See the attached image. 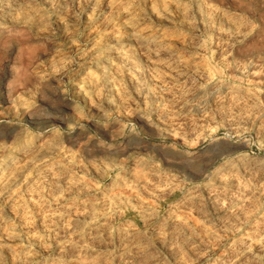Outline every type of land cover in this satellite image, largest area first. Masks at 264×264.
Returning <instances> with one entry per match:
<instances>
[{"label": "rangeland", "instance_id": "obj_1", "mask_svg": "<svg viewBox=\"0 0 264 264\" xmlns=\"http://www.w3.org/2000/svg\"><path fill=\"white\" fill-rule=\"evenodd\" d=\"M0 184V264H264V0H0Z\"/></svg>", "mask_w": 264, "mask_h": 264}, {"label": "bare ground", "instance_id": "obj_2", "mask_svg": "<svg viewBox=\"0 0 264 264\" xmlns=\"http://www.w3.org/2000/svg\"><path fill=\"white\" fill-rule=\"evenodd\" d=\"M123 24H125V23H123ZM135 25H136V24H135ZM137 25H138V24H137ZM157 27H158V26H157ZM129 29H130V28H129ZM130 30H132V29H130ZM163 31H164V30H163ZM160 33H161V32H160ZM150 34H151V33H150ZM154 34H155V33H154ZM130 36H131V35H130ZM143 36H144V35H143ZM147 37H148V36H147ZM134 38H135V37H134ZM135 39H136V38H135ZM126 40H127V39H126ZM136 42H137V41H136ZM138 44H139V43H138ZM126 45H127V44H126ZM124 46H125V45H124ZM136 46H137V45H136ZM151 46H152V45H151ZM118 47H119V46H118ZM135 48H136V47H135ZM145 48H146V47H145ZM129 49H130V48H129ZM136 49H137V48H136ZM138 49H139V48H138ZM138 49H137V50H138ZM143 49H144V48H143ZM151 49H152V48H151ZM140 50L142 51L141 48H140ZM156 51H157V50H156ZM121 53H122V52H121ZM139 53H140V52H139ZM106 54H107V53H106ZM112 54H113V53H112ZM127 54H128V53H127ZM115 57H116V55H115ZM121 58H123V57H121ZM108 59H109V58H108ZM119 60H120V59H119ZM126 60H127V59H126ZM110 62H111V61H110ZM128 62H129V61H128ZM102 63H103V62H102ZM99 64H100V63H99ZM103 64H104V63H103ZM119 64H120V63H119ZM117 65H118V64H117ZM98 68L101 69L102 66H101V68H100V67H98ZM37 146H38V145H37ZM93 148H94V147H93ZM26 149H28V148H26ZM36 149H37V148H36ZM33 150H34V149H33ZM27 151H28V150H27ZM41 151H42V150H41ZM86 151H87V150H86ZM26 153H27V152H26ZM101 153H102V152H101ZM26 155H27V154H26ZM18 156H19V155H18ZM31 156H32V155H31ZM19 157H20V156H19ZM24 157H25V156H24ZM44 157H45V156H44ZM45 158H46V157H45ZM45 158H44V159H45ZM13 160H14V159H13ZM23 160H24V159H23ZM178 160H179V159H178ZM254 160H255V159H254ZM33 161H35V160H33ZM179 161H180V160H179ZM241 161H242V160H241ZM38 162H39V161H38ZM38 162H37V163H38ZM40 162H41V161H40ZM181 162H183V161H181ZM18 163H19V162H18ZM37 163H36V164H37ZM41 163H42V162H41ZM47 163H48V162H47ZM47 163H46V164H47ZM172 163H173V162H172ZM256 163H257V162H256ZM12 164H13V163H12ZM34 164H35V162H34ZM42 164H43V163H42ZM44 164H45V163H44ZM48 164H49V163H48ZM177 164H179V163H177ZM238 164H239V163H238ZM5 165H6V164H5ZM239 165H240V164H239ZM52 166H53V165H52ZM55 166H56V165H55ZM14 167H15V165H14ZM26 167H27V166H26ZM28 167H29V166H28ZM186 167H187V166H186ZM230 167H231V166H230ZM5 168H6V167H5ZM11 168H12V167H11ZM11 168H10V169H11ZM51 168H52V167H51ZM53 168H54V167H53ZM111 168H112V167H111ZM224 168H225V167H224ZM237 168H238V167H237ZM237 168H236V170H237ZM229 169H230V168H229ZM233 169H234V167H233ZM7 170H8V169H7ZM59 170H60V169H59ZM59 170H58V171H59ZM230 170H231V169H230ZM56 171H57V170H56ZM187 171H188V170H187ZM221 171H222V170H221ZM247 171H248V170H247ZM26 172H27V171H26ZM222 172H223V171H222ZM233 172H234V171H233ZM72 173H73V172H72ZM83 173H84V172H83ZM200 173H201V172H200ZM200 173H199V174H200ZM229 173H230V172H229ZM235 173H236V172H235ZM51 174H53V173H51ZM51 174H50V175H51ZM62 174H63V173H62ZM219 174H220V173H219ZM226 174H227V173H226ZM251 174H252V172H251ZM194 175H195V174H194ZM201 175H202V174H201ZM220 175H221V174H220ZM228 175H229V174H228ZM8 176H9V175H8ZM229 176H230V175H229ZM249 176H250V175H249ZM223 177H224V176H223ZM230 177H231V176H230ZM236 177H237V176H236ZM221 179H222V178H221ZM229 179H230V178H229ZM229 179H228V180H229ZM207 180H208V179H207ZM231 180H232V179H231ZM234 180H235V178H234ZM224 181H225V180H224ZM226 181H227V180H226ZM52 182H53V181H52ZM207 182H208V181H207ZM217 182H218V181H217ZM225 183H226V182H225ZM69 184H70V183H69ZM82 184H83V183H82ZM222 184H223V183H222ZM239 184H240V183H239ZM0 185H1V184H0ZM74 185H75V184H74ZM223 185H225V184H223ZM240 185H241V184H240ZM72 186H73V185H72ZM216 186H217V185H216ZM236 186H237V185H236ZM243 186H244V185H243ZM221 187H222V186H221ZM259 187H260V186H259ZM234 188H235V187H234ZM84 189H85V188H84ZM87 189H88V188H87ZM242 190L244 191V188H243V187H242ZM66 191H67V190H66ZM69 191H71V190H69ZM72 191H73V188H72ZM103 191H104V190H103ZM237 191H238V190H237ZM56 192H57V191H56ZM241 192H242V191H241ZM244 192H246V190H245ZM49 193H50V192H49ZM69 193H70V192H69ZM72 193H73V192H72ZM230 193H231V192H230ZM236 193H237V192H236ZM236 193L234 192V194H236ZM84 194H85V193H84ZM244 194H245V193H244ZM246 194H247V192H246ZM89 195H90V194H89ZM95 195H96V194H95ZM238 195H239V194H238ZM249 195H250V194H249ZM15 196H16V195H15ZM114 196H115V195H114ZM230 196H231V195H230ZM233 196L235 197V195H233ZM112 197H113V195H112ZM236 197H237V196H236ZM239 197H240V195H239ZM47 198H48V197H47ZM229 198H230V197H229ZM231 198H232V197H231ZM241 198H242V196H241ZM249 198H250V197H249ZM51 199H52V198H51ZM106 199H107V198H106ZM109 199H110V198H109ZM190 200H191V199H190ZM198 200H199V199H198ZM219 200H220V199H219ZM223 200H224V199H223ZM223 200H222V202H223ZM228 200H230V199H228ZM233 200H234V199H233ZM235 200H236V198H235ZM103 201H104V200H103ZM116 201H118V200H116ZM79 202H80V201H79ZM100 202H101V201H100ZM69 203H70V201H69ZM103 203H105V202H103ZM116 203H117V202H116ZM53 204H54V203H53ZM64 204H65V203H64ZM101 205H102V203H101ZM101 205H100V207H102ZM105 205H106V204H105ZM108 205H109V204H108ZM221 205H222V204H221ZM224 205H225V204H224ZM53 206H54V205H53ZM57 206H58V205H57ZM129 206H130V205H129ZM227 206H228V205H227ZM58 207H59V206H58ZM88 207H89V206H87V208H88ZM110 207H112V204H111ZM122 207H123V206H122ZM189 207H190V206H189ZM63 209H64V208H63ZM112 209H113V207L111 208V210H112ZM139 209H140V208H139ZM68 210H69V209H68ZM107 210H108V208H107ZM115 210H116V209H115ZM52 211H54V210H52ZM78 211H79V210H78ZM97 211H98V210H97ZM148 211H149V210H148ZM190 211H191V210H190ZM236 211H237V210H236ZM64 212L66 213V212H68V211H64ZM64 212H63V213H64ZM89 212H91V211L89 210ZM229 212H230V211H229ZM118 213H119V211H118ZM141 213H142V212H141ZM180 213H181V212H180ZM227 213H228V212H227ZM48 214H49V213H48ZM69 214H70V212H69ZM81 214H82V213H81ZM86 214H87V213H86ZM86 214H85V215H86ZM183 214H185V213H183ZM66 215H68V214H66ZM74 215H75V214H74ZM83 215H84V213L82 214V216H83ZM146 215H147V214H146ZM49 216H50V215H49ZM63 216H64V215H63ZM86 216H87V215H86ZM88 216H89V215H88ZM98 216H99V215H98ZM108 216H109V215H108ZM111 216H112V215H111ZM148 216H149V215H148ZM58 217H59V216H58ZM66 217H67V216H66ZM52 218H53V217H52ZM52 218H51V219H52ZM61 218H62V217H61ZM110 218H111V217H110ZM56 219H57V218H56ZM86 219H87V218H86ZM183 219H185V218H183ZM108 220H109V219H108ZM147 220H148V219H147ZM191 220H192V219H191ZM50 221H52V220H50ZM61 221H62V220H61ZM61 221H60V222H61ZM65 221H66V219H65ZM100 221H101V220H100ZM102 221H103V220H102ZM106 221H107V220H106ZM111 221H112V220H111ZM142 221H143V220H142ZM148 221H149V220H148ZM182 221H183V220H182ZM58 222H59V221H58ZM60 222H59V223H60ZM103 222H104V221H103ZM63 223H64V222H63ZM155 223H156V222H155ZM168 223H169V222H168ZM168 223H167V224H168ZM180 223H181V221H180ZM156 224H158V223H156ZM104 225H105V224H104ZM109 225H110V224H109ZM52 226H53V225H52ZM71 226H72V225H71ZM102 226H103V225H101V228H102ZM157 226H158V225H157ZM92 227H93V226H92ZM160 227H162V226H160ZM185 227H186V226H185ZM61 228H62V226H61ZM77 228H78V227H77ZM88 228H89V227H88ZM103 228H105V227H103ZM132 228H133V227H132ZM59 229H60V228L58 227V230H59ZM68 229H69V228H68ZM105 229H106V228H105ZM72 230H73V229H72ZM95 230H96V229H95ZM101 230H102V229H101ZM101 230H100V231H101ZM168 230H169V229H168ZM52 231H53V230H52ZM60 231H61V229H60ZM62 231H63V230H62ZM68 231H69V230H68ZM88 231H89V230H88ZM92 231H93V230H92ZM106 231H107V230H106ZM115 231H116V230H115ZM155 231H156V229H155ZM155 231H154V232H155ZM164 231H165V230H164ZM173 231H174V229H173ZM69 232H70V231H69ZM93 232H94V231H93ZM120 232H121V231H120ZM165 232H166V231H165ZM176 232H177V231H176ZM62 233H63V232H62ZM75 233H76V232H75ZM126 233H127V232H126ZM157 233H160V230H159V232L157 231ZM69 234H70V233H69ZM116 234H117V233H116ZM122 234H123V233H122ZM169 234H170V233H169ZM169 234H168V235H169ZM81 235H82V234H81ZM81 235H80V236H81ZM87 235H89V233H87ZM87 235H86V237H87ZM118 235H119V234H118ZM123 235H125V233H124ZM163 235H164V234H163ZM51 236H52V235H51ZM157 236H158V235H157ZM170 236H171V235H170ZM69 237H70V236H69ZM160 237H161V239H162V236H161V235H160ZM76 238H77V237H76ZM105 238H106V237H105ZM120 238H121V237H120ZM128 238H131V237H128ZM256 238H257V237H256ZM73 239H74V238H73ZM82 239H84V238H82ZM82 239H81V240H82ZM125 239H126V238H125ZM178 239H180V238H178ZM257 239H258V238H257ZM71 240H72V239H71ZM81 240H80V242H82ZM88 240H89V238L87 239V241H88ZM128 240H129V239H128ZM174 240H175V239H174ZM232 240H233V239H232ZM75 241H77V240H75ZM93 241H94V240H93ZM78 242H79V240H78ZM116 243H117V242H116ZM127 243H128V241H127ZM139 243H140V242H138V244H139ZM143 243L146 244V242H143ZM172 243H173V242H172ZM81 244H83V243H81ZM81 244H80V245H81ZM86 244H87V243H86ZM88 244H91V243L89 242ZM96 244H98V242H97ZM122 244H123V243H122ZM128 244H130V243H128ZM166 244H167V243H166ZM84 245H85V244H84ZM91 245H92V244H91ZM107 245H108V243H107ZM111 245H112V244H111ZM131 245H132V244H131ZM134 245H135V244H134ZM160 245H161V244H160ZM171 245H172V244H171ZM253 245H254V244H253ZM62 246H64V245L62 244ZM122 246H123V245H122ZM122 246H120V247H122ZM141 246H142V245H141ZM141 246H140V247H141ZM167 246H168V245H167ZM231 246H232V245H231ZM257 246H258V245H257ZM260 246H261V245H260ZM70 247H71V246H70ZM109 247H110V246H109ZM124 247H125V246H124ZM165 247H166V246H165ZM171 247H172V246H171ZM236 247H237V246H236ZM254 247H255V245H254ZM75 248H76V247H75ZM77 248H78V247H77ZM79 248H80V247H79ZM138 248H139V246H138ZM141 248H142V247H141ZM163 248H164V247H163ZM62 249H63V248H62ZM135 249H136V248H135ZM245 249H246V247H245ZM78 250H79V249H78ZM81 250H82V249H81ZM98 250H99V249H98ZM139 250H140V249H139ZM141 250H142V249H141ZM145 250H146V248H145ZM173 250H174V249H173ZM67 251H69V250H67ZM72 251H73V250H71V251H69V252L71 253ZM84 251H85V250H84ZM115 251H116V250H115ZM76 252H77V251H76ZM76 252H75V253H76ZM90 252H91V251H90ZM95 252H96V251H95ZM79 253H80V252H79ZM81 253L84 254V252H81ZM100 253H101V252H100ZM100 253H99V254H100ZM105 253H106V252H105ZM142 253H143V252H142ZM67 254H68V253H67ZM92 254H93V252H92ZM92 254H91V255H92ZM95 254H97V252L94 253V255H95ZM138 254H139V253H138ZM140 254H141V253H140ZM146 254H148V253H146ZM223 254H224V253H223ZM246 254H247V253H246ZM249 254H250V253H249ZM249 254H248V255H249ZM64 255H65V254H64ZM73 255H74V254H73ZM78 255L81 256V254H78ZM128 255H129V254H128ZM45 256H46V255H45ZM76 256H77V255H76ZM88 256H89V255H88ZM100 256H101V255H100ZM139 256H140V255H139ZM139 256H138V257H139ZM229 256H230V255H229ZM60 257H61V256H60ZM82 257H83V256H82ZM138 257H137V258H138ZM224 257H225V256H224ZM63 258H64V257H63ZM66 258H67V257H66ZM69 258H70V257H69ZM89 258H90V256H89ZM97 258H98V257H97ZM102 258H103V257H102ZM102 258H100L99 260H101ZM104 258H105V256H104ZM104 258H103V259H104ZM128 258H129V256H128ZM144 258H145V257H144ZM144 258H142V259H144ZM146 259H147V258H146ZM146 259H145V260H146ZM223 259H224V258H223ZM66 260H67V259H66ZM88 260H89V259H88ZM99 260H98V261H99ZM139 260H141V258H140ZM46 261H47V260H46ZM229 261H230V260H229ZM229 261H228V263H229ZM66 262H67V261H66ZM117 262H118V261H117ZM141 262H142V261H141ZM226 262H227V261H226ZM233 262H234V261H233ZM35 263H36V262H35ZM46 263H47V262H46ZM107 263H108V262H107ZM249 263H250V262H249ZM70 264H71V263H70ZM72 264H73V263H72ZM123 264H124V263H123ZM221 264H222V263H221ZM242 264H243V262H242Z\"/></svg>", "mask_w": 264, "mask_h": 264}]
</instances>
